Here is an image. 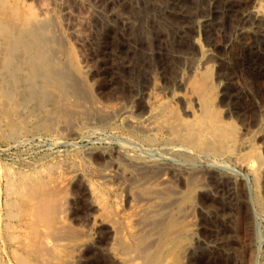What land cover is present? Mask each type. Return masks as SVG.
Wrapping results in <instances>:
<instances>
[{"label": "rangeland", "instance_id": "obj_1", "mask_svg": "<svg viewBox=\"0 0 264 264\" xmlns=\"http://www.w3.org/2000/svg\"><path fill=\"white\" fill-rule=\"evenodd\" d=\"M52 1L19 0L25 8H35L36 13H41L43 4L55 7V0ZM56 1L70 4L69 0ZM254 1L248 0L249 4L243 5L242 11L251 9ZM173 2L89 0L86 4L78 1L70 4L73 18L64 16L59 6L45 16L46 20L50 17L48 20L53 19L56 24L52 23L58 25L53 29L61 41L59 58L61 62L70 61L65 67L70 70L68 72L73 70L70 67L73 65L80 89L78 94L70 96L71 101L75 98L76 105L71 101L63 105L65 108L73 105L69 110L71 116L67 112L70 117L65 115L70 106L64 109L63 115L61 112L54 116L48 115L49 110L55 112L52 106L33 113L28 109L23 118H19L23 128L12 132L14 135L10 132L12 128L0 121V257L3 264H137L138 260L132 255L139 253V247L147 243L151 244L150 250H155L165 234L169 247L179 245L170 252L167 249L163 264H204L210 248L220 236L219 230H226L231 241L218 264H264V183L261 182L264 175L259 177L254 167L264 163V36H260L252 17L241 20L239 12L228 15L212 12L209 0H184L188 20L181 21L173 13ZM159 9L162 12L157 13ZM88 11H96L95 20H83L80 14ZM69 20L79 23L85 33L83 38L71 34L67 27ZM180 22L191 25L192 29L178 31ZM242 26L247 33H240ZM251 42L256 44L252 46ZM207 73L216 90L214 105L225 121L235 124L240 135L234 155L211 150L209 158L186 162L183 152L168 150L169 153L164 149L161 137L131 125V116L125 112L114 116L106 112L111 107H134L138 114L134 116L135 123L145 124L151 116L145 103L156 96L188 121L199 108L193 81ZM232 91L242 95L233 104L226 98ZM81 107L91 110L89 116L86 109L83 114ZM98 111L101 115L95 113ZM80 112L81 118L77 119ZM96 114L100 118L97 119ZM150 136L154 139L157 136L159 140L156 138V142L151 143L144 138ZM132 142H136L137 147ZM147 158L163 163L175 162L174 159L179 160L177 163L191 162L189 175L193 172L196 175L191 174L189 180L197 176L198 180L195 177L194 181L202 185L201 189L189 195L188 174L178 175L171 169L166 171L165 179L158 175L141 178L143 170L133 164V169L130 168L129 159ZM122 167L135 174L126 177ZM107 170H113L116 176L106 179L103 174ZM232 176L235 183L231 187L228 180L231 181ZM23 179L28 180L29 186ZM12 182L18 183V188L10 187ZM45 185L54 195L50 189L45 192L46 188H42ZM19 187H24V191L27 187V191L22 193ZM230 187L233 192L235 190L233 194ZM37 190L41 192L38 197ZM33 191L35 195L30 193ZM46 193V199L41 200ZM151 194L165 196L155 207L158 210L152 209V213L148 211V204L142 208L138 206L147 202L145 198L153 197ZM215 208L221 209L228 221L220 216L216 221L209 213ZM158 215L165 221L159 220ZM145 219L150 222L145 224ZM158 222L157 229L152 231L149 224ZM50 229H54L57 236L64 235L52 238L56 234ZM50 238L56 242L53 244ZM44 240H49L56 248ZM27 245H32L30 251ZM46 245L50 252L40 253L38 250L47 249ZM32 248H37V252L32 253ZM140 249L144 250L142 246Z\"/></svg>", "mask_w": 264, "mask_h": 264}, {"label": "bare ground", "instance_id": "obj_2", "mask_svg": "<svg viewBox=\"0 0 264 264\" xmlns=\"http://www.w3.org/2000/svg\"><path fill=\"white\" fill-rule=\"evenodd\" d=\"M69 1H70V4L73 2L76 3L78 1L89 4L88 3L89 0H69ZM24 2L25 1H23L22 3L24 4ZM52 3H54V0L52 1ZM209 3H210V9L212 12L227 13V15L230 12L231 13L232 12L233 13L239 12L241 14L240 15L241 20H246V19L248 20V18L252 17L255 20V23H257V28H258L257 30L259 31L260 36H264V0H255L254 5L248 11H242L243 5L249 4L248 0H209ZM70 4L57 2L55 0V7L59 6L61 9V13L64 16H66L68 18H73L74 17V10L72 9V6ZM184 4H185L184 0H174L173 6H172L174 15L178 16L181 21L182 20L183 21L188 20V19H186L187 10H186ZM25 6H26V4H25ZM27 6H28V4H27ZM28 7H30V6H28ZM55 7L50 5V4H43L40 6L41 13L40 12L36 13L35 8H33V9L28 8L27 9V7L25 8L24 5H22L19 2V0H0V121H5L6 122L5 125L7 126V124H8L12 128L11 129L12 131H10L11 133L12 132L15 133V131L18 128L19 129L21 128L19 118L22 117L23 113H25V111L28 109L31 113H33V111H35V110L41 111V110H44L45 107H47V109H50V107L52 106L55 109V112L51 113L52 110L51 111L49 110L50 114H48V115L51 116V114H52V116H54V115H56V113L60 114L61 112H62L61 114L63 115V111H65L64 109H66L67 107L70 106V105H67L66 108H65V106L63 107V105L66 103V101H68L67 103L72 102L73 105H76L75 104L76 101H75V103L73 102L75 100V98L72 97L71 99H74V100L71 101L70 96L71 95L74 96V95L79 93L80 88L78 87L79 85H78V82L76 81L79 76L77 77L76 76L77 74L74 73L75 71H73L74 70V68L72 67L73 65L70 66L71 70L73 69L71 71L74 73V74L72 73L73 75L71 74V72H68V71H70L69 69L65 68L66 63L70 62V61L67 60V62L65 63L66 60L63 59L64 62H61V59L59 58V55H60L59 53H61V55H62V51L60 52V44H59L61 41H58V39L55 36V34L57 35L58 33L53 29L58 25H55L56 22L53 19L51 21H49L48 19L50 17L47 19L48 21L45 19V18H47L45 16H47L49 13L54 12V10L56 9ZM160 12H162L161 9H159L157 11V13H160ZM42 15L44 16V18H42ZM95 15H96V11H93V12L88 11V12H86V14H83V13L80 14V16L83 18L84 21L85 20L86 21L87 20H89V21L95 20ZM206 21L207 20H205V22ZM52 22H55V24ZM181 23L182 22H180L177 25L178 31H181V32L186 31L187 32L188 30L192 29L191 25H188V24L183 25L185 22L183 24H181ZM78 24L79 23H77L75 20H69L67 27L70 29V32L72 35L77 36L79 38H83L85 33L82 30L81 26ZM240 33L241 34L247 33V29L245 28V26L241 27ZM60 34H61V32H60ZM63 42L64 41H62V44H64ZM251 44H252V46H254V44H256V43L251 42ZM62 46H64V48L66 47L65 44ZM64 48H63V50H64ZM63 52H65V51H63ZM67 53H69V52H67ZM67 65H68V63H67ZM209 76H211L210 73H207L205 76L195 78L193 81V86H192L193 87V93H194L195 99L197 100L199 108L197 109L198 110L197 113H192V118L188 121L186 119L184 120V119L180 118L176 110H173L170 107L161 103L160 100L156 96L153 100H147L145 103L146 107L149 109V111L151 113V116L149 117V121L145 124H143L141 122V125H137L135 123L136 119L134 118V116L135 115L137 116L138 114L136 113V108H134V107H129L127 109L124 106L121 108L111 107V108H109L107 110L105 109V110H106V112L108 111L107 112L108 115L111 114L113 116L118 114L119 112H125L128 116H131V118L129 117L131 125H134L136 128L139 127L140 130L144 131V133H145V131L147 132V134H148V132H152L153 133L152 136H154V134H156V135H158L159 138L161 137L160 141L162 140V142H164V144H165L164 149H167V151L170 150L171 152L172 151L180 152L179 154H181L183 152L184 156L186 158V162L187 161H197V159H200V158L203 159L205 156H208V153L211 150L215 151L218 154L224 153V154H228V155H234L235 153L233 152V150L238 145V142H240V135H238V131L236 129L235 124L225 121L221 117L219 109L217 108V106L214 105L213 100H214L215 88H214V85L212 84V82H210ZM232 88H233V86H232ZM82 89H84V88H82ZM232 90H235V89H232ZM215 92H216V90H215ZM82 94H85V93H82ZM240 95H239L238 91H237V93H236V91L234 93L232 91V92H229L227 94L226 98L229 101V103L233 104L237 101V99L240 100V98H241V97L239 98ZM76 100H78V99L76 98ZM77 103H80L79 100ZM73 105H71V106H73ZM48 106H50V107H48ZM235 107H237V105ZM76 108H79L78 104H77ZM98 108H100V107L98 106ZM81 109H84V112H83V110H82V112H83V114H85L86 108L81 107ZM88 109L89 108L86 109L87 115H88V112L91 111ZM69 110L71 111L72 107L70 109H68L67 111H65L66 112L65 115L67 117L69 115L71 116ZM74 111L75 110L73 109V114H74ZM67 112H69V115L67 114ZM238 112H239V110H238ZM91 113H89V114H91ZM95 113L98 114L99 111L95 112ZM107 113L104 112V114H107ZM97 114H96V117H97ZM48 115L46 114V116H48ZM75 115H73V116H75ZM84 116H86V115H84ZM88 116H87V118H88ZM103 116L106 118V115H103ZM44 117H43V121L46 120V118H44ZM77 117L81 118V112H80V114L79 113L77 114L76 118ZM91 117H93V116H91ZM71 118H73V117H71ZM84 118H86V117H84ZM98 118H100V116L97 117V119ZM108 118H107V121L109 120ZM52 119L56 120L55 117L54 118L52 117ZM110 119H111V117H110ZM48 120H50V119H48ZM95 120H96V118H95ZM67 121H70L69 118H67ZM27 123H29V122H27ZM49 126L52 128L51 125H49ZM45 127H46V124H45ZM7 128H8V126H7ZM22 128H23V126H22ZM9 130L10 129H8L7 132H9ZM10 132L8 133V137H10V134H11ZM13 133H12V135H14ZM12 135H11V137H13ZM143 136H144V134H143ZM158 137L156 136L155 139ZM140 138H142V137H140ZM144 138L148 139V141L151 143H154V141H155V139L152 138L151 136L150 137H144ZM159 138H158V140H159ZM133 143L135 144L136 142H132V144ZM130 146H131V144H130ZM155 146H157V145H155ZM132 147H133V145H132ZM135 147H137V143H136ZM156 148H157V151H159V148L158 147H156ZM147 149H148V147H147ZM164 149L162 150V152L164 151ZM151 152L154 153L153 150ZM159 152H161V151H159ZM212 155L214 156V154H212ZM142 157H143V155H142ZM230 157H228V158H230ZM208 158H209V156H208ZM258 158H261V157L258 156ZM234 159H236V158H234ZM172 160L170 159V161H172ZM236 160H238V158ZM129 161L131 163L130 168H132V164H133V167H134V165H136L143 170V173H141L142 176L139 175V176H141V178H151V176H153V175H155V176L158 175L159 178L165 179L166 173H167L166 171L171 169V170L175 171L178 175L188 174L187 193H189V195L192 194L195 189L198 190L199 188L201 189V187H202V185H200L199 183L194 181L195 177L197 178V176H195L196 174L194 172L191 173V174H195L194 178H192L193 180L192 179L189 180V176L191 175V174L189 175V173L192 169L191 162H190V164L183 163V162L177 163L176 161H179V160L174 159L173 161H175V162L163 163V162H159L158 160L148 159V158L147 159H129ZM183 161H185V160H183ZM196 164H197V162H196ZM130 165H128V167ZM193 166H194V164H193ZM263 166H264L263 162L261 163V165L259 164L258 166L257 165L254 166L255 170L257 172V175L259 177H262V174L264 175V172L262 171ZM195 167H196V165H195ZM122 169H123V167H122ZM130 170H128V169L124 170V174L126 175V177L127 176L129 177L130 175L132 177L135 174V172L133 170H131V171ZM197 170H199V169H197ZM114 176H116V174L113 172V170H107L103 174V177H105L106 179H110ZM139 176H138V178H140ZM7 177H10V176L7 175ZM11 177H13V176L11 175ZM134 178H136V177L134 176ZM8 179H10L9 181H11V178H8ZM21 179L22 178H20V180ZM136 179H135V181H136ZM196 180H198V178ZM230 180L231 181L228 180V182H230L232 184L231 185V187H232V186H234L233 183H235V179L232 176L230 178ZM9 181H7V182H9ZM23 181H24V179H23ZM226 181L227 180H225V182ZM24 182L28 183V180L24 181ZM261 182L264 183V177H263V179H261ZM38 183H39V181H38ZM29 184L30 183H28L27 185L29 186ZM10 185H11L10 187H12L14 189L18 188V183H16V182H12V183H10ZM40 185H42V184H40ZM46 186L47 185H45V187L42 186V188H44V189L46 188L45 192H47L50 189V187H49V189H47L48 187H46ZM216 187H218V185ZM231 187H230L231 190L230 189L229 190L231 191V194H233L235 192V190L233 192V189ZM19 188L21 190H23L22 193L27 191V187H25L26 188L25 191H24V187L23 188L19 187ZM233 188H235V187H233ZM50 190H52V189H50ZM148 190H149V188H148ZM151 190H153V188ZM11 191H13V193H14V190H11ZM28 191H30V190H28ZM223 191H221L222 194H223ZM35 192L33 191L30 193L31 194L34 193V195H35L36 194ZM38 193L39 192L37 190L36 196L37 195L39 196V194L41 192L39 194ZM49 193H50V191L48 192V194ZM143 193H144V191H143ZM166 193H167V191H166ZM48 194L46 193L45 194L46 196L44 198H42L41 200L46 199ZM52 194L54 195V191L52 192ZM52 194H49V195L53 196ZM153 194H155V193H153ZM22 195L24 196V194H22ZM25 196H26V194H25ZM151 196H153V197H151L150 199H148L150 196L145 198L147 200V202L144 203L143 206H142L143 203L138 204V206L142 208L148 204L150 206L148 208L149 210L146 208H144V209L148 210L149 212L153 209L154 212H156L158 209H156L155 207H157V205L161 203L160 202L161 199L164 198L165 196H163L162 194H156V195L151 194ZM184 196L185 195H183L182 198H184ZM50 199L51 198H49V200ZM145 199H144V202L146 201ZM41 200H39V201H41ZM47 200H48V198H47ZM171 200H173V202H174V198H172ZM210 201H213V200H210ZM206 202H207V200H206ZM167 203L171 204L172 201L167 202ZM168 204L167 205L165 204V207H167ZM46 205H48L47 202H46ZM207 207H209V206H207ZM144 209H143V211H145ZM220 210L215 208V209H211L210 211L209 210H207V211H209V213L211 212L210 214H213V216L216 217V221H217V217H219V216L222 217L225 221H228L229 218L226 217V214ZM161 211H164V210L162 209ZM227 212H228V210H227ZM150 213H152V212H150ZM183 214H184V212H183ZM183 214H182V216H183ZM210 214H208V215H210ZM163 215H164V213H163ZM167 215H168V212H167ZM153 217H156V215L154 214ZM153 217H151V219L150 218H146V219H148V220L150 219V221L152 222ZM162 217L165 218V215ZM158 218H159V220L162 219V218L160 219V216ZM211 218H212V216H211ZM146 219L144 220L145 224H147V222L148 223L150 222V221L146 222ZM165 219H163V220L165 221ZM163 220H161V221H163ZM155 222L156 221L154 220V223ZM159 224L160 223L158 222V224L152 223L149 225H152V231H155V229H157L155 227H158L157 225H159ZM154 225H156V226H154ZM145 226H148V225H145ZM148 228H150V227L148 226ZM159 228H160V226H159ZM162 228H160V229H162ZM53 231H54V229L51 230V232L53 234H56L55 231L54 232ZM152 231H151V233H152ZM157 231H159V230H157ZM219 231H220V236L217 238L214 245H212V247L210 248L207 260L204 264H218L222 255L224 256L228 250V246H229L230 241H231V235L228 234L226 232V230L225 231L219 230ZM218 234L219 233L217 231V235ZM60 235H62L61 232H60ZM165 235L163 237H161L158 248L155 250H150L151 244H149L150 245L149 246L147 243H145V244L147 246H149V249H145V248H147L145 244L141 245L144 250L140 249L141 246L139 247V249H140V250L138 249L139 253L137 255H134V254L132 255L133 257H135L138 260L137 264L138 263L139 264H163L164 263V259L166 258L165 252L167 251V249L170 252V250L175 249L179 245V243H176V244H174V246L169 247L168 241H167L168 236H165ZM9 236L10 235H8V239H9ZM50 236H52V235H50ZM58 236L56 234V236H53L52 238L56 237V239H58V238L62 237V236H59V237ZM137 237H139V236H137ZM52 238H50V239L53 242ZM148 238H150V237H148ZM1 239H2V237H1ZM56 239H54L55 240L54 242H56ZM66 239L67 238L65 237L64 240H66ZM44 241H46V240H44ZM48 241H46V243L50 242V241L49 242ZM52 242H50V244ZM54 242H53V244H54ZM138 242H140V241H138ZM151 242L152 241H150L149 243H151ZM50 244H49V246H50ZM53 244H51V245H53ZM152 244L154 245V242H152ZM56 245H57V243H56ZM58 245H60V244H58ZM31 246L32 245H30V247H29L27 245L26 249H28L30 251L29 248H31ZM38 246H37V248H38ZM46 246H47V249L45 248V250L41 247H40L41 249H39V250L37 248L36 249L40 253L42 252V254L44 253L43 251H45V253L46 252L48 253V252H50L49 251L50 249L48 248V245H46ZM33 249L34 248H32V253L37 252L36 249H34L35 251H33ZM57 249L59 251H61L58 247H57ZM0 250H1V244H0ZM58 250H57V252H58ZM130 251H132V250H130ZM40 253H39V257L42 258ZM52 254L55 255L54 253H52ZM15 255H16V252H15ZM22 256H24V255H22ZM56 256H60L59 253ZM132 256H130V257L133 258ZM17 257H19V256H17ZM23 258H25V257H21V259H23ZM43 258L45 259V257H43ZM56 258L58 260V257H56ZM2 261H3V259L0 257V264H3ZM28 262H32V261L28 260ZM51 262H52V260H51ZM45 263H47V262H45Z\"/></svg>", "mask_w": 264, "mask_h": 264}]
</instances>
